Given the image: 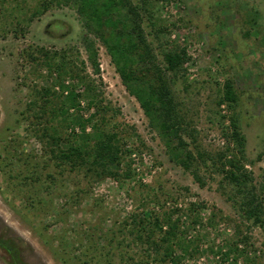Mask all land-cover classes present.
I'll return each mask as SVG.
<instances>
[{
  "label": "rangeland",
  "instance_id": "rangeland-1",
  "mask_svg": "<svg viewBox=\"0 0 264 264\" xmlns=\"http://www.w3.org/2000/svg\"><path fill=\"white\" fill-rule=\"evenodd\" d=\"M72 1L0 0V264H12L8 247L22 264H161L138 240L141 219L147 225L160 219L157 241L169 230V219L180 229L175 240L197 249L177 250L163 264H264V226L244 218L237 189L216 162L220 153L232 152L263 189L264 0H160L143 15L160 64L166 49L185 48L190 58L177 76L167 75L187 121L183 141L196 158L190 171L175 162L179 141L169 146L150 125ZM247 16L254 17V30L245 24ZM151 20L160 25L152 27ZM90 42L99 75L89 58ZM41 48L64 56L94 81L105 110L100 128L123 138L121 165L112 168L118 175L97 179L87 167L61 165L40 140L51 126L35 118L30 102L57 77L30 59ZM227 80L239 98L232 109L218 105ZM94 112H84L85 118ZM232 117L242 146L231 139ZM54 124L64 138L70 134L59 121Z\"/></svg>",
  "mask_w": 264,
  "mask_h": 264
},
{
  "label": "trees",
  "instance_id": "trees-1",
  "mask_svg": "<svg viewBox=\"0 0 264 264\" xmlns=\"http://www.w3.org/2000/svg\"><path fill=\"white\" fill-rule=\"evenodd\" d=\"M158 1L160 0H138V4H134L133 0H73L72 2L76 5L85 26L105 46L124 87L138 101L150 125L158 128L169 141V146L171 142L179 141L174 151L175 162L190 171L194 167L196 158L188 152L187 144L183 141L182 128L187 121L178 110L167 76L168 74L177 76L184 70L190 58L185 48L176 47L173 50H164L161 53L163 64L158 62V56L148 42L143 26V15L151 14ZM151 24L152 27L160 25L152 23V20ZM245 24L252 30L257 26L254 17L247 16ZM162 33V29H159L158 36L160 37ZM245 35L250 37V32ZM88 47L94 73L99 75L100 68L94 42L88 43ZM29 56L33 62H38L49 70L52 77L54 73L57 76L54 86L36 90L33 96L36 98L30 102L35 118L51 126L42 130L40 138L46 140L51 156L59 164L69 165L72 169L87 167L97 179L118 175L112 168L121 165L123 138L115 132L107 133L100 128L98 116H101L102 111L105 110L102 108L94 81L82 75L81 70L66 61L64 56L52 55L43 48L38 50V56L34 54ZM66 78H73L75 81L73 84L66 83ZM79 89H82V92H78ZM238 99L234 83L227 80L223 88V97L218 102L219 107L227 103L232 109ZM84 100L88 101L87 108L82 107ZM92 109H95L94 114L85 118L84 112L91 113ZM56 121H59L66 130H70L66 138L55 126ZM230 122L231 139L237 146H242L244 139L239 132L238 119L232 117ZM89 127L91 132H87ZM76 128L81 131L79 134L76 133ZM230 153L225 151L219 154L218 160H215L220 166L218 171L237 189L236 202L244 218L263 227L264 186L259 191L253 185L254 180L251 175L246 172L242 158L229 156ZM198 155L206 165L204 154ZM125 176L130 177V174ZM195 176L200 181L199 177ZM168 220L165 224L169 225V230L158 241L154 238L162 231L160 219H155V223L150 225H147L145 220H140L138 240L145 241L148 248L156 252V260L160 259L161 264L171 258L177 250L185 253L190 248L197 250L194 243H185L182 239L175 240L180 233L179 226L175 223L171 224ZM133 221L137 223V216ZM2 247H8L7 243ZM14 250L15 248L8 247L12 264H22Z\"/></svg>",
  "mask_w": 264,
  "mask_h": 264
}]
</instances>
